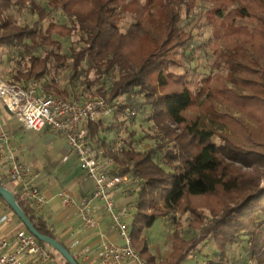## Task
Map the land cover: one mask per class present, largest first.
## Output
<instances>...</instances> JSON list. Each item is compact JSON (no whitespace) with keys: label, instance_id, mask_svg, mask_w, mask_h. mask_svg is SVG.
I'll return each instance as SVG.
<instances>
[{"label":"trees","instance_id":"16d2710c","mask_svg":"<svg viewBox=\"0 0 264 264\" xmlns=\"http://www.w3.org/2000/svg\"><path fill=\"white\" fill-rule=\"evenodd\" d=\"M213 1L217 3L214 17L233 22L236 18L251 19L254 24L233 27L232 47L229 40V46L217 50L213 61L217 68L226 67L227 80L234 88L224 83L219 86L217 78L206 76L193 96L185 87H170L168 71L173 63L172 52L191 40L192 35L181 29L179 16L182 7H189L193 0H44L43 3L0 0V46L18 47L16 58L12 56L15 59L11 60L7 82L21 85L34 80L40 82L51 64L64 63L70 67L69 78L73 83L86 60V69L93 71L95 78L85 84L83 97L98 95L107 100L115 118L146 103L151 106L158 135L154 145L145 150H136L128 143V147L111 151L101 134L112 126L106 127L105 119L87 124L92 143L112 156L122 172L130 171L142 180L136 191L138 200L131 236L146 264H180L204 239L212 240L217 248V254L208 256L206 264H229L227 246L236 242L241 233L249 239L255 263L264 264V184L258 187L259 179L264 181V0H233V7L227 0ZM12 8L25 9L36 19L31 24H18L8 13ZM57 10L66 16L69 25L50 19ZM122 13L133 17L124 32L118 29ZM45 20L48 21L44 27ZM74 29L82 33L83 45L77 49L70 45L66 51L55 53L54 49L60 48L58 38L68 37ZM21 48L27 55L23 68H20ZM38 49L42 50L40 56L32 54ZM105 75L113 78L108 92L104 93L100 87L90 92V86ZM182 78L176 83L182 85ZM42 87L46 93L66 99L76 94L58 89L55 82ZM138 97L143 101L139 102ZM197 97L206 103L220 97L221 101L245 112L255 121L256 129L242 128L238 138L223 134L215 143L212 131L200 125L199 115L190 119L185 115ZM159 153L170 170L155 161ZM260 166L262 172L257 168ZM13 194L33 227L57 240L45 221L34 215L26 197ZM0 200L4 202L1 197ZM200 208L208 210L209 223H203ZM185 213L191 216L189 227L197 230L196 235L184 239L173 230L169 254L157 260L149 252L142 231L163 216L170 217L178 227L176 214Z\"/></svg>","mask_w":264,"mask_h":264},{"label":"rangeland","instance_id":"374dc122","mask_svg":"<svg viewBox=\"0 0 264 264\" xmlns=\"http://www.w3.org/2000/svg\"><path fill=\"white\" fill-rule=\"evenodd\" d=\"M41 3L44 0H38ZM143 2L144 0H138ZM228 5L233 7V0H227ZM217 3L213 0H193L189 4V7H182L180 10V22L181 29L185 32H189L192 37L191 40L185 44L184 47L178 48L172 52L173 63L169 68L171 77L170 87L182 88L185 87L194 94L197 92L199 86L202 83V79L206 76H213L217 78L216 84L224 83V86L228 88H234V85L227 80V69L225 66L217 68L213 65L217 50H223L233 45V27L248 25L252 26L254 22L251 19L236 18L233 20H221L214 17V8ZM235 5V4H234ZM8 13L12 16L18 24L27 23L31 24L36 16L29 11L22 8H12ZM7 13V14H8ZM50 19L57 23L70 24L66 16L57 10L50 15ZM48 20L43 22L45 27ZM133 22V17L130 14L122 13L121 20L118 23V29L124 32L128 26ZM82 33L78 29H74L68 37H60L58 41L60 43L59 49H54L55 53H61L72 45L77 49L83 45L81 39ZM12 48L8 49L0 46V78L9 81L11 76V60H14L17 56V50ZM23 57L21 59L20 68H23L26 61V52L24 48ZM15 51V52H14ZM18 51V50H17ZM32 54L41 55L42 50L38 49ZM14 56L15 58H12ZM86 60L81 63V71L79 76L73 83L70 82V67L59 63L56 65L51 64L47 74L42 80L41 85L45 83L50 84L55 82L58 89H66L69 93H79L84 95L85 84L95 78L93 71H88ZM116 76V75H114ZM179 77H183L182 85L177 84ZM112 76H102L98 81L92 84L89 91H93L99 88L105 93L108 92L109 86L112 81ZM158 90V89H157ZM96 97H99L96 95ZM220 97H214L209 103H206L202 98H196L193 103L186 109L185 115L188 119L199 115L200 125L210 129L213 133L212 141L218 143L221 139V135H231L233 137H240L242 128L245 130H255L256 124L251 118H249L245 112L230 106L227 102L221 101ZM138 101L142 102L143 99L138 97ZM126 110L117 118H109L105 120V126H112V129H105L101 136L105 140L106 145L110 147L116 146L121 141L119 148L122 146L130 147L136 150H145L154 145L155 137L158 135L154 122L151 118L152 108L149 104H145L136 108L133 114H129ZM171 127H174L171 125ZM176 131H178L176 129ZM24 140L30 141L31 144H37V153L39 159L43 164V171L46 174L58 175L66 171L70 176L85 181V178L80 171L78 165L69 159L67 162L61 160L62 156L66 153L64 147L66 146L64 138L60 136H46L44 134L24 133ZM155 161L160 164L165 170H170V167L166 164L161 153L157 154L154 158ZM259 171H263V167H257ZM122 169V168H120ZM243 170L251 171L250 168H243ZM260 172V173H261ZM90 184V182L87 181ZM264 184L263 179H259L258 187H262ZM9 188V185H7ZM202 211V220L204 224L209 223L211 215L206 208H200ZM176 220L179 222V226L176 227L174 222L168 216L157 218L153 224L143 230V235L146 237L151 247L165 250L166 245L170 241V235L173 230H177L182 238L189 239L196 235L197 230H193L189 227V218L191 216L188 213L177 215ZM262 215H258V219H261ZM250 242L246 234L241 233L236 242L227 246V257L229 264H256L255 259L250 254ZM165 252V251H164ZM217 254V248L212 240L204 239L199 242L196 247L190 251L187 257L182 260L180 264H206L209 259L208 256Z\"/></svg>","mask_w":264,"mask_h":264},{"label":"built area","instance_id":"2783aa9c","mask_svg":"<svg viewBox=\"0 0 264 264\" xmlns=\"http://www.w3.org/2000/svg\"><path fill=\"white\" fill-rule=\"evenodd\" d=\"M0 102L22 128L41 130L46 127L54 135L64 138L67 150L62 160H76L85 176L93 181L92 193L78 201L73 199L67 188L62 189L58 196L66 208L76 210L84 228L97 226L93 201H100L99 207L108 216L109 228L122 242L104 238L96 251L99 263L146 264L134 247L128 229V218L137 204L136 191L142 180L130 171L122 172L112 156L92 143L87 129L88 123L113 118L112 105L101 97L85 98L76 93L73 98L66 99L46 93L36 80L21 85L1 78ZM120 144L121 141L112 146L111 151L120 149ZM39 177L40 172L35 165L18 159L12 136L0 126V184L14 183L15 192L26 197L37 215L43 214L47 203L37 183ZM121 191L128 196L118 203L115 197ZM7 220V213L0 215V264H20L26 257L39 261L50 258L44 246L24 226L14 231L12 239L3 234L1 227Z\"/></svg>","mask_w":264,"mask_h":264},{"label":"crops","instance_id":"0c3cea01","mask_svg":"<svg viewBox=\"0 0 264 264\" xmlns=\"http://www.w3.org/2000/svg\"><path fill=\"white\" fill-rule=\"evenodd\" d=\"M0 126L12 136L13 146L17 150L18 159L28 161L39 169L40 177L37 183L46 197L47 203L43 214L37 215L33 210L34 215L45 221L47 227L53 232L57 240L68 249L79 264H100L96 257V251L100 248L103 239L107 238L115 243L122 242V240L116 236L114 231L109 228V219L104 210L99 207L100 201H93V204L96 206L93 214L97 220V226L84 228L79 220L76 210L74 208H66L58 196L62 189L67 188L73 199L78 201L81 197L89 196L92 193L94 188L93 181L86 177L80 168L79 169L82 172L85 181H80L70 176L66 171H63V173L58 175L46 174L43 171V164L41 163L39 154L36 150L38 145L31 144L30 141L24 140L23 134L34 132L37 135L41 133L46 136L57 135H54L46 127L41 130H26L22 128L15 117L3 107L1 102ZM64 150H67V143ZM71 160L78 165L76 160ZM67 161H69V159L63 162ZM87 181L90 182V184L87 183ZM7 185H9L12 192H15L14 183H8ZM127 196V193L121 191L117 193L115 199L118 203H122ZM4 212L7 213L8 220L2 225L1 230L9 239H12L14 231L23 225L17 221L8 206L0 200V215ZM134 214L135 208L131 210V214L128 218V229L130 234ZM147 245L149 252L153 254L157 260L166 257L170 252V241L166 245L165 250L151 247L148 241ZM44 248L50 255V258L47 261H39V259L34 257H26L20 264H65L62 257L52 248L47 245H44Z\"/></svg>","mask_w":264,"mask_h":264},{"label":"water","instance_id":"95a60500","mask_svg":"<svg viewBox=\"0 0 264 264\" xmlns=\"http://www.w3.org/2000/svg\"><path fill=\"white\" fill-rule=\"evenodd\" d=\"M0 197L4 200L10 210L20 220L21 224L37 239L49 244L68 262V264H78L68 249L63 246L59 241L50 238L48 236L40 234L31 224L29 219L23 213L19 205L17 204L13 192L7 187L0 184Z\"/></svg>","mask_w":264,"mask_h":264}]
</instances>
